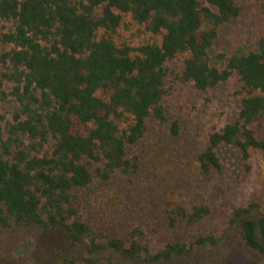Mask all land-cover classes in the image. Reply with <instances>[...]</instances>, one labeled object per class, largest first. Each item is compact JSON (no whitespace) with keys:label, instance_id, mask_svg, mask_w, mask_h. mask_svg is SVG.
<instances>
[{"label":"trees","instance_id":"1","mask_svg":"<svg viewBox=\"0 0 264 264\" xmlns=\"http://www.w3.org/2000/svg\"><path fill=\"white\" fill-rule=\"evenodd\" d=\"M126 13L161 33L160 44H143L131 55L128 46L97 38L99 29L114 31ZM238 14L233 0H0V78L11 83L17 102L11 121L0 126V231L12 225L59 230L84 254L57 264H99L106 251L156 264L216 246L234 232L264 254V214L253 204L234 208L219 236L195 235L150 253L137 239L94 233L72 201L73 190L92 180L91 162L103 163L96 174L104 181L136 166L126 148L142 137L147 118L164 119L163 64L181 52L188 53L181 79L197 90L232 73L241 82L237 118L209 135L198 156L201 170L220 167L214 149L221 144L243 155L251 148L264 152V136L250 127L264 111V39L248 53L218 55L222 68L208 55L218 26ZM174 210L189 222L208 213L206 206ZM105 264L126 263L106 258Z\"/></svg>","mask_w":264,"mask_h":264},{"label":"rangeland","instance_id":"2","mask_svg":"<svg viewBox=\"0 0 264 264\" xmlns=\"http://www.w3.org/2000/svg\"><path fill=\"white\" fill-rule=\"evenodd\" d=\"M233 1L239 14L218 26L217 37L208 49L211 64L218 68L224 66L218 55L248 53L264 39L262 2ZM100 36L111 38L117 47L128 46L135 55L136 48L143 44H160L162 34L152 33L145 23L135 22L126 13L114 31L99 29L97 38ZM187 57V52H181L163 64L165 94L160 105L164 119L147 118L142 137L126 148V156L136 166L129 172L115 170L104 181L96 174L103 163L91 162V182L73 190L79 219L104 239H137L154 253L168 243L189 242L195 235H221L236 207L253 204L264 214V152L251 148L243 155L237 147L221 144L214 149L219 168L203 171L198 161L208 146L209 135L237 118L242 96L239 77L232 73L225 81L199 91L192 82L181 79ZM10 91L11 83L0 78L1 128L17 109ZM250 127L256 135L264 136V111ZM23 140L28 143L26 137ZM52 142L50 139L44 150H50ZM199 206H206L208 213L192 222L174 210L182 207L192 212ZM83 254L82 247L71 243L59 230L12 225L0 231V264H57L65 257ZM106 258L148 264L112 251H106L99 264H105ZM156 264H264V254L246 247L234 232L216 246L194 249Z\"/></svg>","mask_w":264,"mask_h":264}]
</instances>
